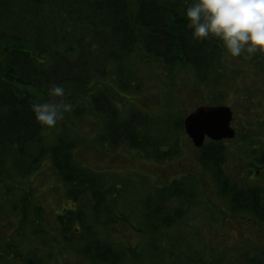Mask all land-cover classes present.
<instances>
[{
    "label": "trees",
    "instance_id": "16d2710c",
    "mask_svg": "<svg viewBox=\"0 0 264 264\" xmlns=\"http://www.w3.org/2000/svg\"><path fill=\"white\" fill-rule=\"evenodd\" d=\"M185 7L186 0H0V184L7 186L12 182V186L24 191L20 200H13L8 198L11 191L7 189L3 199L9 205L1 203L0 210H6V217L19 214L17 235H35L47 243L43 205L24 183L46 162H51L67 185L70 200L79 204L82 197H90L95 207L91 215L72 206L54 214L65 243L81 242L79 257L94 260L95 264L122 262V255L98 237L96 224L102 222L106 229L118 223V218L126 222L128 219L100 207L105 193L99 195L102 185L98 173L93 174V169L78 162L75 144L66 135L48 143L46 135L50 128L36 122L31 104L66 99L79 113L78 103L87 105L82 97L90 98L91 112L103 114L106 119L104 142L113 147L128 144L146 159L173 158L176 149L163 146L156 139L152 141L140 131L146 123L143 117L122 116L118 103L111 101L116 87H109L108 83L105 86L101 78L111 72L122 75L127 60L136 51L169 69L190 66L200 81L220 72L222 57L228 54L217 42L191 37L183 17ZM50 83L63 84L66 96L50 97ZM181 126L179 123L178 127ZM238 137L243 142L249 139L248 134L240 131ZM222 141L209 139L199 148L200 161L211 168L232 212H246L264 223V187L243 185L227 175V149ZM246 159L251 164L257 161L252 155ZM249 167L245 166V171L252 172ZM185 192L177 181L167 192L157 191L155 198H147L143 203V222L132 227L152 238L163 227L172 226L182 217L183 210L164 215L163 205L174 197L184 198ZM11 259L23 264H43L37 251L23 254L19 245L6 237L0 245V264ZM189 259L186 261L193 260Z\"/></svg>",
    "mask_w": 264,
    "mask_h": 264
},
{
    "label": "rangeland",
    "instance_id": "374dc122",
    "mask_svg": "<svg viewBox=\"0 0 264 264\" xmlns=\"http://www.w3.org/2000/svg\"><path fill=\"white\" fill-rule=\"evenodd\" d=\"M221 66L220 72L200 81L190 66L169 69L136 51L127 60L122 75L111 72L101 78L105 86L108 83L107 86L116 87L111 101L118 103L123 117L133 114L143 117L146 123L140 129L142 133L152 141L156 139L163 146L176 149L171 159H146L128 144L113 147L104 142L105 116L91 112V99L87 97H82L87 105L78 103L79 113L73 108L54 128L48 129V143L53 144L66 135L75 144L78 162L93 169V174L98 173L102 185L99 195L105 193L100 207L109 208L119 217L124 214L128 219L126 222L118 218V223L106 229L102 222L96 224L98 237L122 255L120 264H264V223L246 212L231 211L227 195L215 183L211 168L200 161L199 147L184 130V118L198 106H229L233 112L231 126L237 133L248 134L249 139L243 142L237 134L233 139L219 140L227 149V175L243 185L264 187V55L256 54L250 59L245 54L226 55ZM248 155L257 161L248 163ZM245 166L253 171H245ZM29 178L31 182L26 180L24 185L34 190L33 197L43 205L47 243L35 235H17L19 214L6 217L3 209L0 210V245L10 237L23 254L37 251L43 264H95L94 260L79 257L81 242L65 243L54 215L70 206L91 215L95 207L90 197H82L79 204L73 203L67 185L51 162H46ZM175 181L186 191L184 198L174 197L163 205L162 212L172 215L182 208V217L152 238L133 228L143 222L144 201L155 198L157 191L167 192ZM12 185V182L7 186L0 184V204L9 205L3 199L7 189L11 191L8 198H22L24 191ZM189 257L193 260L187 262ZM3 264L23 263L11 259Z\"/></svg>",
    "mask_w": 264,
    "mask_h": 264
},
{
    "label": "clouds",
    "instance_id": "9594fccd",
    "mask_svg": "<svg viewBox=\"0 0 264 264\" xmlns=\"http://www.w3.org/2000/svg\"><path fill=\"white\" fill-rule=\"evenodd\" d=\"M185 26L197 41L217 42L230 57L264 55V0H186ZM50 97H65L63 84L50 83ZM74 105L66 99L33 102L41 127L54 128Z\"/></svg>",
    "mask_w": 264,
    "mask_h": 264
},
{
    "label": "water",
    "instance_id": "95a60500",
    "mask_svg": "<svg viewBox=\"0 0 264 264\" xmlns=\"http://www.w3.org/2000/svg\"><path fill=\"white\" fill-rule=\"evenodd\" d=\"M232 109L227 105H200L188 114L183 125L196 147H202L205 139L214 141L233 139L236 129L231 126Z\"/></svg>",
    "mask_w": 264,
    "mask_h": 264
},
{
    "label": "flooded vegetation",
    "instance_id": "af4514ba",
    "mask_svg": "<svg viewBox=\"0 0 264 264\" xmlns=\"http://www.w3.org/2000/svg\"><path fill=\"white\" fill-rule=\"evenodd\" d=\"M252 170V169H251ZM253 171V170H252Z\"/></svg>",
    "mask_w": 264,
    "mask_h": 264
}]
</instances>
